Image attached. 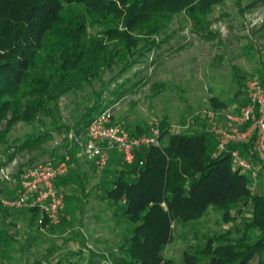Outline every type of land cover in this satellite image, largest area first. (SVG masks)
<instances>
[{"label":"rangeland","instance_id":"obj_1","mask_svg":"<svg viewBox=\"0 0 264 264\" xmlns=\"http://www.w3.org/2000/svg\"><path fill=\"white\" fill-rule=\"evenodd\" d=\"M148 30L143 26L136 36L142 44L155 39L160 47L136 58L138 62L116 84L113 79L118 77L125 60L115 53L123 55V45L109 41L104 27L91 25L86 37L89 54L82 67L87 75L78 72L73 78V83L80 85L78 89L67 90L65 85L54 84L50 110L40 113L32 123L15 120L12 110L0 115V134H4L0 137V165L6 163L0 166V199L14 200L18 196L29 169L59 163L67 156V175L74 178L65 191L57 188L65 200L58 225L45 224L42 215L30 209L0 212V264L55 263L60 259L68 264L132 261L126 243L138 224L117 211L125 204L107 198L111 182L124 167L123 159L111 149L107 167L98 171L93 162L81 155L78 143L70 139L76 135L79 141H87L86 128L76 124L104 89V104L111 109L114 122L130 133L150 132L155 121L167 119L169 134L207 131L216 143L213 129L228 127V115L247 103L248 82L255 79L264 84V0H244L242 7L227 0L213 7L200 24L183 13L154 38H149ZM94 57L99 65L110 57L116 64L98 68L93 64ZM96 68L99 76H89ZM125 79L128 82L118 95L111 94ZM154 85L161 87L154 89ZM33 100L20 99V113ZM252 163L256 165L257 159ZM257 171L251 191L264 195L261 160ZM66 196L71 198L66 201ZM252 211L251 203L244 205L245 219L238 216L236 224L242 226ZM223 214L209 208L199 219L175 225L173 241L165 250L166 259L183 264L186 251H195L204 246L208 237L233 229L235 224L224 221ZM251 264H258V259Z\"/></svg>","mask_w":264,"mask_h":264},{"label":"trees","instance_id":"obj_2","mask_svg":"<svg viewBox=\"0 0 264 264\" xmlns=\"http://www.w3.org/2000/svg\"><path fill=\"white\" fill-rule=\"evenodd\" d=\"M226 1L0 0V115L12 110L15 120L32 123L40 113L50 110L54 102L50 91L54 84L65 85L67 90L78 89L80 85L73 83V78L78 72L84 73L82 67L89 54L86 37L91 25L104 27L109 41L123 45V55L115 53L125 60L118 77L113 79L118 84L132 64L138 62L136 58L141 59L160 47L155 39L142 44L136 36L138 29L147 26L149 38H154L183 13L200 24L213 7ZM230 1L238 7L244 2ZM92 60L98 68L116 64L111 57L102 65L95 57ZM128 60L130 63H126ZM98 68L89 76L98 77ZM127 82L125 79L111 94L118 95ZM105 92L106 89L76 127L83 124L87 130L96 116L94 112L100 114L108 108L104 104ZM28 97L34 100L26 103L20 113L17 102ZM160 128L163 143L137 150L132 164L123 161V169L107 190L109 201L125 204L117 211L138 224L126 243L132 260L129 264H173L166 259L165 250L173 241L174 226L199 219L209 208L223 211L224 221L235 226L224 234L208 237L201 248L186 251L183 264H251L255 259L258 264H264V195L252 194L253 179L233 172L231 166V151L237 149L251 163L257 159L256 165L252 163L257 169L260 159L254 149V139L247 144L233 145L229 152L216 156V143L207 131L172 135L167 119L161 120ZM148 133L141 130L130 134ZM73 183L74 178L65 175L55 181V186L65 191ZM70 198L66 196V201ZM249 203L253 214L240 226L236 224L238 216L245 219L243 206ZM30 211L43 217L39 209ZM33 264L68 263L60 259L55 263L36 261Z\"/></svg>","mask_w":264,"mask_h":264},{"label":"built area","instance_id":"obj_3","mask_svg":"<svg viewBox=\"0 0 264 264\" xmlns=\"http://www.w3.org/2000/svg\"><path fill=\"white\" fill-rule=\"evenodd\" d=\"M111 109L107 108L94 116L87 126V141L81 142L76 135L70 137L81 149V155L94 163L101 171L109 163V151L115 150L123 161L132 164L136 151L161 145L160 122L155 121L148 134L131 136L130 132L113 120ZM228 127L213 129L216 137V156L230 151L237 144H247L254 139V149L264 162V86L259 80L247 84V103L238 112L227 117ZM109 144V146H104ZM67 156L59 163H48L29 169L23 177L22 188L14 200L0 199L1 209H39L47 225H58L64 207L63 195L55 181L68 173ZM231 166L235 173L258 178L254 165L242 156L239 150L231 151Z\"/></svg>","mask_w":264,"mask_h":264}]
</instances>
